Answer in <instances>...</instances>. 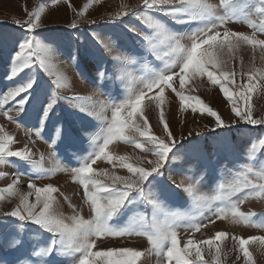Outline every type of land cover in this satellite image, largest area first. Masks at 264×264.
<instances>
[{"label":"snow or ice","instance_id":"1","mask_svg":"<svg viewBox=\"0 0 264 264\" xmlns=\"http://www.w3.org/2000/svg\"><path fill=\"white\" fill-rule=\"evenodd\" d=\"M55 2L56 0H53V3ZM87 7L88 5H85L77 16H83ZM217 7L210 0H141L139 11L122 9L110 17L107 22H115L128 15L142 18L153 29V36L146 35L144 40L154 53H158L156 58L165 61L164 67L158 70L146 67L139 81L129 87L124 99L107 105L106 110L110 109L111 117L109 119L105 116L104 126L92 138V150L79 159V166L61 169L70 172L73 182L82 187L83 200L89 205L92 213L90 219L85 220L77 213L70 218L71 224L66 223L55 210L56 197L53 194L59 190L51 184L38 187L30 180L27 185L30 191L21 193L17 187L20 181L17 174L11 183L0 188V200L5 199V194L8 197L16 196L19 200L10 212L4 214L15 219L8 220L6 228L0 230V245L6 246L16 255L13 260L0 257V264H64V260L59 258L61 256L69 259L70 264H138L143 256L140 250L131 247L99 248L98 241L125 235L147 236L150 250L162 257L165 264H208L204 259L205 249L213 254V264H221L220 242L228 237L226 232L218 231L207 240L188 239L183 247H180L176 231L179 225L174 221L153 224L151 231L144 229L142 221L134 222L123 229H116L110 223L114 220L118 222L129 204L142 201L146 187L149 193L153 187L158 188L161 195L167 192L168 185L163 179V169L170 159L176 158L178 154H185L193 143L192 140H188L187 144L177 141L171 132L164 111L166 90L171 89L178 97L181 112L190 108L193 113H206L214 118L215 128L211 131L224 129L227 125L216 110L204 104L199 97L186 95L184 92L191 81L207 76L210 83L220 86L231 106V112L240 122L252 126L264 124V118L253 117L251 104L252 93L257 90V84L253 81L257 78L264 80V69L241 72L240 75L246 76L247 81L237 85L241 90L234 93L230 91L229 85H232L237 73L228 69L233 59L232 54L242 45H249L254 51L258 48L261 60H264V40L256 37L257 31L264 32V20L256 24L248 18L250 9L264 17V0H258V3L257 0H221L219 7L225 9L222 15L217 14ZM44 10L39 7L28 11L26 20L15 21L24 29V37L11 57L10 71L5 76L10 86L0 92V114L12 122H16L14 117L23 120L31 116L35 120L33 128L36 135L43 138L42 134L47 133L52 147L57 144V140L71 144L77 139V136L70 134L57 118L58 101L64 99L69 104L79 106L76 102L83 98L59 96L57 89L65 86L59 75L51 82L55 88L39 76L40 70L49 76L53 75L50 63L51 49L37 39V30L41 27V15ZM151 13L168 16L176 23H186L191 31L182 34L168 32L162 24L153 21ZM241 20L246 21L253 29L252 34L229 30L226 27L230 22ZM87 23L92 25L96 22L89 20ZM193 23L197 25L194 28ZM70 27L76 29L78 25L74 21ZM93 36L94 40L89 38L92 48L99 44L111 54L110 44L101 39L99 34L94 33ZM108 39L111 40V37ZM157 41L164 46L163 49L158 48ZM85 51L88 55H95L87 44ZM98 51L96 48V52ZM113 62L114 69L119 71L121 58L114 56ZM33 68L37 71H31ZM99 75L103 80L108 75V70L105 68ZM145 101H148L147 105L144 104ZM151 105L158 110L159 124L163 128L161 136L153 133L148 119L143 114L144 107ZM80 110L86 111L83 107ZM88 114L92 115L91 112ZM236 122L234 120L233 124ZM200 134L196 133L197 136ZM118 141L132 144L145 154L151 153L154 159L145 161L142 157H136V163H133L131 157L114 155L110 145ZM13 143L14 137L0 127V165L22 161L33 169L41 170L43 174L49 171L43 169V157L41 161H35L29 148L23 147L14 151L11 148ZM259 143L264 146V139ZM255 149L256 144L253 143L252 151ZM99 160L107 161L114 168L117 165L126 168L129 175H117L107 169L94 168L93 165ZM145 163L149 167H145ZM260 168L259 172L254 173L260 182L254 183L245 175L242 181L230 185L227 191L213 197L227 201L225 208L217 209L213 213L217 219L230 218L233 223L264 227V211L258 214L251 209L242 211L240 207L248 198L264 199V164L260 165ZM248 172L251 173L252 168H249ZM43 174L38 178H43ZM235 192H243L244 198L232 200L231 196ZM33 195L34 201L29 199ZM207 211L211 212V208ZM257 217L258 222L254 219ZM204 218L201 211L199 219ZM209 222L214 223L212 220ZM32 225L37 226L32 231L50 234L45 237L48 243L38 251L35 244H32L29 250L28 245L31 242L25 239L24 228H31ZM190 227L199 231L203 225L196 222ZM231 238L235 242L236 251L243 255L244 264H254L249 245L258 243L264 247V237L244 238L233 235Z\"/></svg>","mask_w":264,"mask_h":264},{"label":"rangeland","instance_id":"2","mask_svg":"<svg viewBox=\"0 0 264 264\" xmlns=\"http://www.w3.org/2000/svg\"><path fill=\"white\" fill-rule=\"evenodd\" d=\"M210 2L218 6L217 14L224 13L225 9L219 7L221 0H210ZM85 5L88 7L84 15L78 17L77 13ZM140 5L141 0H67V2L56 0L55 3L53 0H0V92L10 86L5 76L10 71L11 57L14 51L18 50V43L24 37V29L15 21L23 22L28 18V11L43 7L45 10L41 15L42 23L37 30V39L51 49L50 63L53 75L49 76L40 70L39 76L55 88L51 82L59 75L65 85L57 89L59 96L83 98L76 102L79 106L69 104L64 99L58 101L57 118L70 134L74 133L77 136L75 142L71 144L57 140V144L50 147L51 140L48 139L47 133L42 134L43 138L36 135L33 128L35 120L31 116L23 120L14 117L16 122H12L0 114V127L14 137L12 150L29 148L32 159L41 161L43 157L41 161L43 169L49 170L43 174L41 170L33 169L31 165L22 161L0 165V174H3L0 176V188L11 183L17 174L20 177L17 187L21 193L30 191L27 187L30 180L38 187L53 185L59 190L53 194L56 197L55 210L68 224L72 223L70 218L77 213L85 220L90 219L92 213L89 205L83 200L82 187L77 182H73L70 172L61 169L79 166V159L92 150V138L104 126L105 116L109 119L111 117L110 109L106 110L107 105L124 99L129 87H133L139 81L146 67L156 70L164 67L165 61L158 60L156 58L158 53H154L144 40L146 35L153 36V29L142 18L128 15L121 20L107 22L122 9L139 11ZM150 15L153 21L162 24L168 32L182 34L191 31L186 23H176L160 13ZM248 18L256 24L264 20V17L251 9ZM89 20L96 23L89 25L87 23ZM74 21L78 25L76 29L70 27ZM196 26V23L192 24V28ZM226 27L246 34H252L253 31L243 20L230 22ZM94 33L99 34L101 39L110 44L111 54L99 44L96 45L98 52L96 48H92L89 38L92 37L94 40ZM108 37H111V40ZM256 37L264 40V32L257 31ZM156 43L158 48L163 49V45L158 41ZM86 44L95 55L86 53ZM159 54L162 55V52ZM232 55L233 59L228 69L237 73L232 85H229L230 91L234 93L241 90L237 85L247 81V77L241 76L240 73L248 72L249 69H264V60H261L260 50L257 48L254 51L249 45H242ZM114 56L121 58L119 71L114 69ZM105 68L108 70V75L101 80L99 72ZM31 71L36 72L37 69L33 68ZM253 83L257 84V90L251 97L253 117L264 118V80L257 78ZM176 85L178 88V80ZM184 92L186 95L199 97L204 104L216 110L227 127L217 129L215 132L211 131L215 128L214 118L206 113L203 115L199 112L193 113L190 108L181 112L178 97L171 89L166 90L164 111L171 132L177 141L187 144L188 140H192L193 143L185 154H178L176 158L170 159L163 169V179L168 185L167 192L161 195L159 189L153 187L149 193L146 187L142 201L129 204L118 222L114 220L110 223L116 229H123L134 222L142 221L144 229L151 231L153 224L174 221L179 225L176 231L180 247H183L188 239L207 240L216 232L223 231L228 233V237L220 242L221 264H244L243 255L236 251L235 242L231 237L233 235L244 238L264 237V227L233 223L230 218L217 219L213 213L217 209L225 208L227 201L213 197L227 191L230 185L242 181L245 175L254 183L260 182L254 173L259 172L260 165L264 164V146L259 143L264 139V124L252 126L240 122L231 112V106L221 92L220 86L210 83L207 76L191 81ZM144 104L147 105L148 101ZM81 107L86 111H81ZM89 112L92 115H89ZM143 114L148 119L153 133L158 136L163 135L155 106L144 107ZM187 114L191 115L189 119L185 118ZM234 120L237 121L235 124H233ZM197 132L201 134L197 136ZM189 133L192 135L189 136ZM53 135H55L54 131ZM253 143L256 144L255 151H252ZM110 150L114 155L131 157L133 163H136V157H142L145 161L154 159L151 153L145 154L134 145L122 141L110 145ZM11 159L16 160V158ZM144 166L149 167L147 163ZM93 167L107 169L117 175H129L126 168L119 165L114 168L104 160L97 161ZM249 168H252L251 173L248 172ZM42 174L43 178H38ZM244 195L243 192H235L231 199H243ZM29 199L34 201V195ZM18 203L16 196L8 197L6 194L5 199L0 200V230L6 228L8 220L15 219L4 214L10 212ZM209 207L211 212L207 211ZM240 207L242 211L251 209L259 214L264 211V199L248 198ZM201 211L204 219H199ZM254 219L258 222L259 217ZM209 220L214 223H210ZM196 222L203 225L199 231H194L190 227ZM36 227L25 226L24 233L26 241L31 242L28 245L29 250L32 244H35L38 251L48 243L45 237L50 234L32 231ZM98 244L100 249L131 247L140 250L143 256L138 264H165L162 257L150 250L145 235L107 237L98 241ZM249 251L253 256L254 264H264V247L253 243L249 245ZM15 255L12 250L0 245V257L13 260ZM59 258L64 260V264H70L69 259L62 256ZM204 259L208 264H213V254L207 249L204 251Z\"/></svg>","mask_w":264,"mask_h":264},{"label":"bare ground","instance_id":"3","mask_svg":"<svg viewBox=\"0 0 264 264\" xmlns=\"http://www.w3.org/2000/svg\"><path fill=\"white\" fill-rule=\"evenodd\" d=\"M190 117H191V115H189V114H187V116H185V118H187V119H189Z\"/></svg>","mask_w":264,"mask_h":264}]
</instances>
